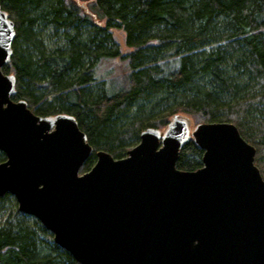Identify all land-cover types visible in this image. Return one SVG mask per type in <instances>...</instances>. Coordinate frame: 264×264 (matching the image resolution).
I'll list each match as a JSON object with an SVG mask.
<instances>
[{
    "label": "trees",
    "instance_id": "1",
    "mask_svg": "<svg viewBox=\"0 0 264 264\" xmlns=\"http://www.w3.org/2000/svg\"><path fill=\"white\" fill-rule=\"evenodd\" d=\"M0 7L15 27L2 67L16 80L11 99L39 117H74L93 148L80 174L97 151L123 158L143 130L163 129L179 115L194 125L233 124L254 146L264 180V0H0ZM113 29L123 32L128 53L115 44ZM43 33L57 39L53 47ZM113 59L126 73L110 91L95 71ZM166 104L173 110L155 117ZM202 155L189 140L176 169L198 170ZM0 264L79 263L16 211L0 224Z\"/></svg>",
    "mask_w": 264,
    "mask_h": 264
},
{
    "label": "water",
    "instance_id": "2",
    "mask_svg": "<svg viewBox=\"0 0 264 264\" xmlns=\"http://www.w3.org/2000/svg\"><path fill=\"white\" fill-rule=\"evenodd\" d=\"M14 23L0 7V197L34 217L79 264H264V180L231 123L174 116L141 132L127 156L93 152L71 115L13 101ZM202 167L176 169L189 141Z\"/></svg>",
    "mask_w": 264,
    "mask_h": 264
},
{
    "label": "rangeland",
    "instance_id": "3",
    "mask_svg": "<svg viewBox=\"0 0 264 264\" xmlns=\"http://www.w3.org/2000/svg\"><path fill=\"white\" fill-rule=\"evenodd\" d=\"M45 33V32H44ZM42 34V36H44L45 38L42 39L44 40L43 43L44 45H46L48 48L53 47V45H55V41H57L56 38H46L45 34ZM112 34L114 37V41L115 44L117 45V47H119L121 53L126 54L130 51V49H128L125 45H124V34L120 29H113L112 30ZM126 67H125V63L122 62L120 59H113V60H108V61H103L101 63L98 64L97 69H96V74L95 77L98 80H107L108 79V89L110 91L116 90L121 83V79L122 76H124V73H126ZM101 84L96 83L94 84L96 89H100ZM173 110V106L172 104H166L163 105L161 107H159L156 110V113L154 114L155 117H162L164 115H166L167 113H170ZM218 123V122H216ZM139 143V141L131 146L128 147V150L134 148L137 144ZM124 157L127 156V153L125 152L123 154ZM123 157V158H124ZM95 161H96V156H95ZM17 210V202L15 200V198L13 196H9V198H7L6 200H4L3 202L0 203V224H2L4 222V220L7 218V216L9 215H14L16 213ZM22 214V213H21ZM29 221L31 223H38L39 225H41L39 223V221H37L34 217L29 216ZM49 235L51 236V239L53 240V235L48 231ZM44 240L49 242L50 240L47 237H44Z\"/></svg>",
    "mask_w": 264,
    "mask_h": 264
}]
</instances>
